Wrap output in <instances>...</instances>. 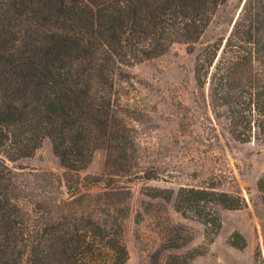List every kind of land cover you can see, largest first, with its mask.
Masks as SVG:
<instances>
[{
  "label": "trees",
  "instance_id": "trees-1",
  "mask_svg": "<svg viewBox=\"0 0 264 264\" xmlns=\"http://www.w3.org/2000/svg\"><path fill=\"white\" fill-rule=\"evenodd\" d=\"M227 1L0 0V264L127 263L131 193L108 183L81 193V173L98 150L109 151V163L128 150L131 117L120 87L131 68L176 45L195 53ZM194 77L233 139L264 141V0H246L230 32L204 44ZM46 140L64 175L22 180L8 162L32 157ZM258 188L264 193V176ZM157 192L207 236L222 228L219 208L247 206L208 187ZM232 242L245 241L236 233ZM202 255L197 249L170 264Z\"/></svg>",
  "mask_w": 264,
  "mask_h": 264
},
{
  "label": "rangeland",
  "instance_id": "rangeland-1",
  "mask_svg": "<svg viewBox=\"0 0 264 264\" xmlns=\"http://www.w3.org/2000/svg\"><path fill=\"white\" fill-rule=\"evenodd\" d=\"M245 1L228 0L220 8L195 53L176 45L131 68V80L120 87L131 117L128 150L110 163L109 151L98 150L81 173L87 178L81 193L98 194L107 183L131 193L125 221L126 264H170L173 257L197 249L204 255L187 264H264V193L258 188L264 176V141L233 139L226 124L214 118L209 90L200 91L194 77L198 51L230 32ZM8 163L22 180L65 173L50 140L32 157ZM148 174L156 178L147 180ZM53 183L51 191L56 192L58 182ZM181 187L228 192L244 197L247 206L219 208L222 228L207 236L206 227L178 212L174 200L154 196L158 189L176 193ZM236 233L245 241L240 248L232 242Z\"/></svg>",
  "mask_w": 264,
  "mask_h": 264
}]
</instances>
